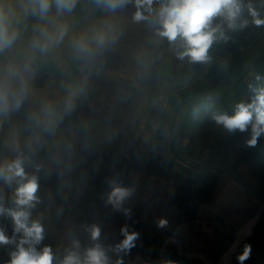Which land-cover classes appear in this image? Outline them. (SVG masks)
<instances>
[{"label":"crops","instance_id":"obj_1","mask_svg":"<svg viewBox=\"0 0 264 264\" xmlns=\"http://www.w3.org/2000/svg\"><path fill=\"white\" fill-rule=\"evenodd\" d=\"M152 7L158 9L159 4ZM135 11L134 3L113 13L95 8L90 0H80L73 13L63 17L71 26L64 43L47 54L36 53V74L29 95L18 111L0 121V161L15 158L12 134H16L28 157L26 172L38 177L40 202L31 210L30 219L43 224L44 238L36 248L50 247L53 264H59L74 240L79 241L81 253L101 244L110 264H116L117 259L122 264H166L182 258L192 264L208 263L205 255L185 249L173 172L161 165L153 150L157 120L171 106L170 96L165 95L158 81L163 63L160 59L169 55L172 75L181 87L176 74L179 65L170 55L173 46L156 37L147 21L136 22ZM104 20L117 26L116 43L94 58L77 57L71 38ZM35 24L36 20L22 24L18 41L21 52L29 51ZM70 84L83 89L74 112V135L60 119L52 131L36 127L31 117L40 103L54 102L59 114ZM150 105L163 107L164 113L157 117L149 110ZM113 179L133 189V195L122 206L129 210V216L105 203ZM216 183L205 186L206 180L198 182V203L210 201L217 192ZM16 186L0 180V204L5 208L14 207ZM259 216L252 219L256 222ZM161 219L167 221L163 228L158 227ZM93 225L100 229L97 241L90 235ZM125 225L129 232L139 234L127 254L113 250L124 239L121 228ZM243 226L235 232V239ZM0 229L10 240L19 242L21 234L14 233L13 221L6 214L0 215ZM246 237L236 240V244L234 240L228 253L238 252ZM15 250L14 243L0 244V264H10Z\"/></svg>","mask_w":264,"mask_h":264},{"label":"clouds","instance_id":"obj_2","mask_svg":"<svg viewBox=\"0 0 264 264\" xmlns=\"http://www.w3.org/2000/svg\"><path fill=\"white\" fill-rule=\"evenodd\" d=\"M80 0H0V121L13 111H18L31 90V80L36 74L34 67L36 53L47 54L58 48L69 35L71 26L65 16H70ZM97 9L116 12L134 3L136 22L147 21L154 34L169 44H178L174 49L177 59L187 60L189 64H207L211 61L210 48L214 43L227 41L226 31L242 30L249 20L244 17L245 9L252 18L251 23L264 25L261 13L250 2L244 0H90ZM159 4L158 9L152 6ZM147 13V15H145ZM31 16L36 19L32 28V38L28 42L29 51L21 52L18 41L21 40L22 24ZM219 21V22H217ZM119 33L117 26L110 20L101 21L90 30L75 35L70 44L77 57L91 59L103 54L110 45L116 43ZM257 81L260 80L256 76ZM253 95L248 102L237 103L231 115L226 111H213L210 119L222 127L229 135L248 132L245 143L256 146L264 135V86L249 85ZM76 92L70 89L63 101L65 112L74 107ZM36 127L45 131L56 128L60 115L54 102L43 100L32 115ZM38 141L39 137H35ZM12 148L17 153L14 159L0 161V180L7 185L15 183L12 208L0 204V215L9 216L14 224V233H20L19 242L9 239L0 229V244L14 243L16 250L11 253L10 264H53L54 255L48 246L37 251L36 245L43 240L44 227L40 220H32L31 210L40 202L38 177L29 175L25 170L28 157L21 150L19 138L12 134ZM110 191L106 194V204L115 210L122 209L125 200L133 195V189L122 186L117 180L109 181ZM167 221L161 219L158 227L163 228ZM124 239L113 249L127 252L135 246L137 232H129L127 225L121 228ZM93 241L100 237L99 227L90 228ZM27 245V247H25ZM79 241H73L59 264H110L105 248L96 243L81 253ZM250 246H245L238 257L240 264L248 259ZM116 264H122L117 259Z\"/></svg>","mask_w":264,"mask_h":264},{"label":"water","instance_id":"obj_3","mask_svg":"<svg viewBox=\"0 0 264 264\" xmlns=\"http://www.w3.org/2000/svg\"><path fill=\"white\" fill-rule=\"evenodd\" d=\"M261 18H264V7ZM261 34H264V25H255L250 35L226 31L229 39L226 42L213 44L215 55L211 57L210 62L221 61L240 50L248 49ZM263 57L264 36L260 45L252 51L248 62L231 79L212 89L178 99L171 104L168 113L158 119L153 150L161 165L173 172L178 192L176 195L178 220L181 223L185 249L190 253L205 255L211 264H226V257L231 255V251L228 254L227 252L235 240L237 229L257 208L262 206L264 210V190L242 164L234 167L224 162L199 161L191 157L182 142L180 120L185 112L196 104L207 99L225 96L241 81L246 82L252 79L256 74L254 68ZM158 81L167 97L180 89L172 75L169 57L160 66ZM68 87L67 95L70 89L76 92L74 107L65 112L62 105L59 115L62 125L72 136L76 128L74 118L76 103L83 89L74 87L72 84ZM208 172L220 174L217 192L207 204L198 203L195 187L203 174Z\"/></svg>","mask_w":264,"mask_h":264},{"label":"rangeland","instance_id":"obj_4","mask_svg":"<svg viewBox=\"0 0 264 264\" xmlns=\"http://www.w3.org/2000/svg\"><path fill=\"white\" fill-rule=\"evenodd\" d=\"M250 2L256 7V9L261 13L262 8L264 7V0H250ZM244 3H249V0H244ZM244 17L249 20V24L242 30L237 31H228L231 33L242 32L245 34H250L255 24L251 23V17L247 14V10L245 9ZM219 22V21H217ZM262 38L260 37L251 47L248 49L240 50L238 53L232 55L237 56L239 61L252 53V51L260 45L262 42ZM169 44V43H168ZM173 46V51L170 55H172L176 59V63H178V68L176 69V74L178 77V84L181 86L179 90L175 91L170 95V102L173 104L178 99L183 98L189 94H193L196 91H204L214 88L213 87V78L212 74L215 72L214 64L216 63H207V64H189L187 60L181 61L177 59L175 55L174 49L178 47V44H169ZM167 53V52H166ZM169 55H163L160 59L164 61ZM170 58V57H169ZM171 59V58H170ZM222 61V60H221ZM219 62V61H218ZM260 66H264V61L260 63ZM236 67H240V63L236 64ZM264 68V67H263ZM236 73L232 71L228 79L222 80V83H225L229 79H231ZM174 75V74H173ZM256 75V74H255ZM257 76V75H256ZM260 80L257 81L255 77L246 81L247 84H251L254 87H262L264 86V76L259 75ZM176 80V79H175ZM253 95L251 90H247L241 94V101L248 102L251 96ZM240 101V102H241ZM202 104V102H201ZM200 105V103H198ZM197 105V106H198ZM193 106L187 112V117L181 118L180 120V128L183 131L185 138L182 137V142L185 148H190L198 153L202 158L203 161H215V162H222V160H226L229 162L228 164L237 167L239 165H244L249 172H251L250 166L245 164L243 161L250 158L254 160L255 165V173L256 182L264 188V166L263 160L259 159L257 156V149L254 147H249L245 143L246 139L248 138V132L239 133L237 132L234 135H229L222 127H218L216 125H212L210 127H202L200 122L202 117L208 112L209 105L203 104L201 106ZM183 117V116H182ZM158 121V120H157ZM264 138L262 135L259 139ZM220 143H226L227 145L223 148ZM217 176V174H215ZM220 174L217 176V183L219 180ZM206 180V185L209 186L210 183L214 180L212 175H208V173L203 174L201 178V182ZM215 186V191L217 189V184ZM263 207L260 206L257 208L253 213L248 215L247 219L243 222V228H241L236 235V240H241L245 238L248 233L251 231L252 226L256 224L255 220L252 219L257 216L258 213L260 215L263 213ZM254 224V225H253ZM240 240V241H241ZM246 242L244 246H242L238 252L234 250L232 254L228 257L226 264H240L238 257L243 253L245 246H250L251 252L247 260L243 262V264H256L254 259L256 251L255 247L246 237ZM249 242V243H248ZM228 254V252H227ZM226 254V255H227ZM207 264H211L208 261Z\"/></svg>","mask_w":264,"mask_h":264},{"label":"trees","instance_id":"obj_5","mask_svg":"<svg viewBox=\"0 0 264 264\" xmlns=\"http://www.w3.org/2000/svg\"><path fill=\"white\" fill-rule=\"evenodd\" d=\"M35 20L36 19L34 17L29 16L25 22H31ZM249 58H250V54L246 55L242 59V61H239V58L237 56H230V57L223 59L222 61L216 62L214 64L215 72L211 75L213 78V87L219 86L222 80L228 79L232 71L236 70V73H238L241 70V68L248 62ZM262 61H264V57L258 62V64L254 68V71L256 72L257 76L259 75L264 76V68H263L264 66L262 67L260 66V63ZM239 63H240V67L237 68L236 64H239ZM256 75L254 77H256ZM247 90H250L249 84H247L245 81H241L233 91L226 94L225 96H222L219 98L207 99L205 101H202V104L200 102V105L196 104L195 106L197 105L201 106L203 104L209 105L208 112L201 119V122H200L201 126L210 127L212 125H215L214 122H212L210 119V114L213 111H226L229 115H231L235 105L241 101V94ZM198 92H201V91H196L194 93H198ZM149 110L151 112H155V115L157 117L164 113V108L159 105L157 106L150 105ZM186 117H187V114L185 113L182 118L185 119ZM182 137L185 138L183 131H182ZM220 145L224 148L227 144L220 143ZM255 148L257 149V156L259 159L263 160V166H264V138H261L258 140ZM185 149L191 157H193L196 160L203 161V158L198 153H196L194 150L190 148H185ZM222 162L229 163L226 160H222ZM243 162L250 166V169H251L250 173L255 178L256 173H255L254 160L248 158ZM208 175H212L214 177L213 183H216L217 176L215 175V172H208ZM261 188L264 190L263 187ZM212 194L213 192H210V196ZM247 239L249 240V242L253 244V246L256 249V251L254 252L255 257L252 260L255 261L256 264H264V211L258 217V219L256 220V224L251 229V231L248 233ZM166 264H192V263L182 258V259H178L176 261H172Z\"/></svg>","mask_w":264,"mask_h":264},{"label":"flooded vegetation","instance_id":"obj_6","mask_svg":"<svg viewBox=\"0 0 264 264\" xmlns=\"http://www.w3.org/2000/svg\"><path fill=\"white\" fill-rule=\"evenodd\" d=\"M253 30H254V28H253ZM253 30L251 31V33L253 32ZM249 35H250V34H249ZM263 36H264V34H261V35H260V37H263ZM260 37H259V38H260ZM259 38H258V39H259ZM255 42H256V41H255ZM255 42H254V43H255ZM211 48H212V50L209 51V55H210L211 57H213V56L215 55V54H214L215 47L212 46ZM189 95H191V94H189ZM189 95H187V96H189ZM184 97H186V96H184Z\"/></svg>","mask_w":264,"mask_h":264},{"label":"bare ground","instance_id":"obj_7","mask_svg":"<svg viewBox=\"0 0 264 264\" xmlns=\"http://www.w3.org/2000/svg\"><path fill=\"white\" fill-rule=\"evenodd\" d=\"M225 257H226V256H225ZM225 257H224V258H225ZM224 258H223V259H224ZM227 258H228V257H226V259H225V260H227Z\"/></svg>","mask_w":264,"mask_h":264}]
</instances>
